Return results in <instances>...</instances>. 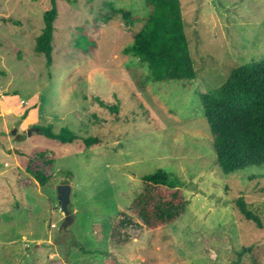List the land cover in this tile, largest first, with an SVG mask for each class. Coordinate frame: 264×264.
Segmentation results:
<instances>
[{
    "label": "rangeland",
    "instance_id": "1",
    "mask_svg": "<svg viewBox=\"0 0 264 264\" xmlns=\"http://www.w3.org/2000/svg\"><path fill=\"white\" fill-rule=\"evenodd\" d=\"M72 1L58 3L48 66L35 46L49 1L0 0V264H252L251 255L238 257L251 246L264 264V229L234 204L243 197L264 220V165L220 170L199 97L236 68L264 60V0H180L199 75L189 82H154L125 52L147 20L143 0ZM84 35L98 42L93 56L78 48ZM48 124L79 139L28 134ZM89 137L100 145L87 148ZM158 170L182 183L186 214L159 230L128 226V243L114 249V223L143 176ZM36 174L49 182L40 185ZM63 184L73 187L67 228Z\"/></svg>",
    "mask_w": 264,
    "mask_h": 264
},
{
    "label": "trees",
    "instance_id": "2",
    "mask_svg": "<svg viewBox=\"0 0 264 264\" xmlns=\"http://www.w3.org/2000/svg\"><path fill=\"white\" fill-rule=\"evenodd\" d=\"M48 1L43 14L44 28L36 41L35 52L44 55L48 66H51L55 23L59 17L58 3L74 1ZM143 1L148 11L147 20L125 52L134 54L151 69L150 78L154 82L195 80L197 71L190 53L180 0ZM130 19L133 23L141 22L138 16H130ZM80 43L78 48L85 54H95L98 47L96 39L84 35ZM199 97L204 115L215 135L214 150L220 170L229 174L264 165V60L236 68L220 88L210 93H200ZM96 100L108 107L99 98ZM37 127L41 134L62 144H72L79 139L78 134L69 127H63L59 132L54 130L53 124ZM100 143L98 138L85 139L87 148L99 146ZM35 179L42 186L50 180L40 174H36ZM142 180L141 190L114 223L110 238L114 249L128 243L122 233L128 226L138 223L147 230H159L173 224L187 212L190 202L179 180L172 179L163 170L143 176ZM234 204L246 220L264 229V220L249 208L243 197L236 199ZM258 251L255 246L246 247L238 253V257L242 260L249 254L252 264H260ZM107 264L117 262L112 260L107 261Z\"/></svg>",
    "mask_w": 264,
    "mask_h": 264
},
{
    "label": "water",
    "instance_id": "3",
    "mask_svg": "<svg viewBox=\"0 0 264 264\" xmlns=\"http://www.w3.org/2000/svg\"><path fill=\"white\" fill-rule=\"evenodd\" d=\"M33 131L40 132V128L38 127L32 128L28 131V134L30 135ZM11 134L16 135L17 141L22 140V135L17 134V129H14L11 132ZM57 191H58L59 205L63 214L65 215V222L63 224V228H67L70 224L73 223V213L70 208L73 187L71 184H63L58 186Z\"/></svg>",
    "mask_w": 264,
    "mask_h": 264
},
{
    "label": "crops",
    "instance_id": "4",
    "mask_svg": "<svg viewBox=\"0 0 264 264\" xmlns=\"http://www.w3.org/2000/svg\"><path fill=\"white\" fill-rule=\"evenodd\" d=\"M194 62V61H193ZM199 75H198V73H197V77H198ZM214 78V77H213Z\"/></svg>",
    "mask_w": 264,
    "mask_h": 264
}]
</instances>
